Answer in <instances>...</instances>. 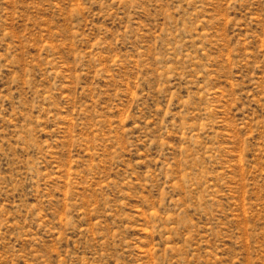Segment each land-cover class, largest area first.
<instances>
[{
  "label": "rangeland",
  "instance_id": "obj_1",
  "mask_svg": "<svg viewBox=\"0 0 264 264\" xmlns=\"http://www.w3.org/2000/svg\"><path fill=\"white\" fill-rule=\"evenodd\" d=\"M0 264H264V0H0Z\"/></svg>",
  "mask_w": 264,
  "mask_h": 264
}]
</instances>
